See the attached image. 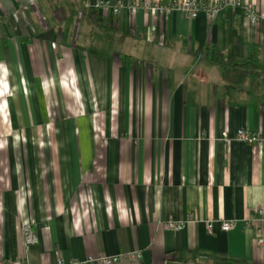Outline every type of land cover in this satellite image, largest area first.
<instances>
[{"label": "crops", "instance_id": "obj_1", "mask_svg": "<svg viewBox=\"0 0 264 264\" xmlns=\"http://www.w3.org/2000/svg\"><path fill=\"white\" fill-rule=\"evenodd\" d=\"M119 1L169 0H0V259L264 264V223L247 224L264 218V148L235 139L264 137V78L229 84L206 56L264 65V24L95 7Z\"/></svg>", "mask_w": 264, "mask_h": 264}, {"label": "built area", "instance_id": "obj_2", "mask_svg": "<svg viewBox=\"0 0 264 264\" xmlns=\"http://www.w3.org/2000/svg\"><path fill=\"white\" fill-rule=\"evenodd\" d=\"M224 6H232L239 8L247 16V18L253 23L264 24V11H258L253 8L250 4H243L241 0H211L208 3H198L194 0H169V1H144L137 4L130 2H102L97 4L95 7L99 10L110 12L112 15L117 16L122 11L125 10H142L144 13L153 16H166L171 12L177 11L181 14L187 16L190 19H195L199 14H204L206 19L210 22L214 21L215 16L219 9ZM235 139L237 141L246 143L248 145H257L260 148H264V137L251 133L249 131L239 129L236 131ZM260 222L264 223V218L259 217L247 221V224ZM213 221L207 222V231L212 233L213 231ZM220 229L222 232H229L233 230L236 226L235 221L224 222L219 221ZM167 230L177 231L185 227L186 222H173L167 221L162 224ZM23 234L25 236V244H33L36 242L35 235L33 234L31 227H23ZM256 248L261 250L264 246V238H260L255 243ZM141 259V253L139 252H129L122 253L115 256L98 255L95 257H87L84 261L79 264H117L121 260L127 261H138ZM0 264H27L19 259H0ZM58 264H66L64 261H58ZM73 264V263H68Z\"/></svg>", "mask_w": 264, "mask_h": 264}, {"label": "trees", "instance_id": "obj_3", "mask_svg": "<svg viewBox=\"0 0 264 264\" xmlns=\"http://www.w3.org/2000/svg\"><path fill=\"white\" fill-rule=\"evenodd\" d=\"M206 56L209 60L223 66L224 78L229 84H238L251 73L264 78V65H256L250 62L243 65L234 64L231 59L224 58L215 49L207 52Z\"/></svg>", "mask_w": 264, "mask_h": 264}]
</instances>
